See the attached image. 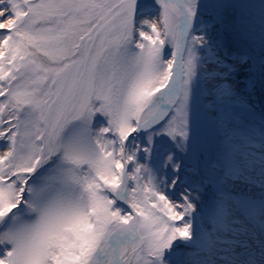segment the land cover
Listing matches in <instances>:
<instances>
[{
    "label": "snow or ice",
    "instance_id": "snow-or-ice-1",
    "mask_svg": "<svg viewBox=\"0 0 264 264\" xmlns=\"http://www.w3.org/2000/svg\"><path fill=\"white\" fill-rule=\"evenodd\" d=\"M257 90L264 0H0V264H264Z\"/></svg>",
    "mask_w": 264,
    "mask_h": 264
},
{
    "label": "rangeland",
    "instance_id": "rangeland-1",
    "mask_svg": "<svg viewBox=\"0 0 264 264\" xmlns=\"http://www.w3.org/2000/svg\"><path fill=\"white\" fill-rule=\"evenodd\" d=\"M234 49L237 47L236 44L233 45ZM259 90H257L255 93L256 95H253L251 97V102L255 104L256 109L258 108V111L261 109V98L264 99V97L261 96L260 93H258ZM221 137L218 136L215 132H213L211 129H209L205 135V139L202 145V150L205 152L206 156L209 159H212L217 155V152L220 149L221 146Z\"/></svg>",
    "mask_w": 264,
    "mask_h": 264
}]
</instances>
